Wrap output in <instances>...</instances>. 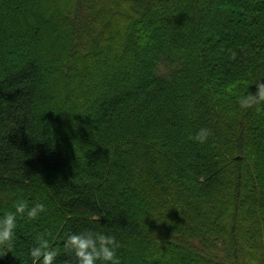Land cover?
Instances as JSON below:
<instances>
[{
  "label": "trees",
  "instance_id": "16d2710c",
  "mask_svg": "<svg viewBox=\"0 0 264 264\" xmlns=\"http://www.w3.org/2000/svg\"><path fill=\"white\" fill-rule=\"evenodd\" d=\"M258 78L264 0H0V215L46 205L0 264L93 213L119 264H264Z\"/></svg>",
  "mask_w": 264,
  "mask_h": 264
},
{
  "label": "clouds",
  "instance_id": "9594fccd",
  "mask_svg": "<svg viewBox=\"0 0 264 264\" xmlns=\"http://www.w3.org/2000/svg\"><path fill=\"white\" fill-rule=\"evenodd\" d=\"M255 83V92L248 91L250 84ZM245 91L237 96V103L241 109L255 107L257 111L264 109V78H258L247 84ZM211 135V129L201 127L193 139L204 143ZM43 202L29 204L25 198H17L13 201L12 209L5 210L0 215V255L12 251L17 239L18 218H37L45 211ZM100 214L93 213L91 220L93 226L81 231L70 232L63 241L64 248L69 251L74 259L69 258L63 264H119L117 250L119 240L114 231L105 229L104 223L100 227L95 226L96 221H101ZM32 264H56L57 250L50 246V241L44 235L37 238V242L29 249Z\"/></svg>",
  "mask_w": 264,
  "mask_h": 264
},
{
  "label": "rangeland",
  "instance_id": "374dc122",
  "mask_svg": "<svg viewBox=\"0 0 264 264\" xmlns=\"http://www.w3.org/2000/svg\"><path fill=\"white\" fill-rule=\"evenodd\" d=\"M172 69H173V66L170 68V70H172ZM163 72H164V70L162 69V67H161V69L159 68L158 70H156V73L159 75H162ZM163 74H165V73H163Z\"/></svg>",
  "mask_w": 264,
  "mask_h": 264
}]
</instances>
